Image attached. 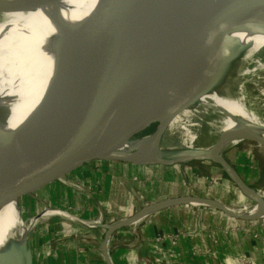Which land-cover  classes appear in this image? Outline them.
Instances as JSON below:
<instances>
[{
  "label": "water",
  "instance_id": "95a60500",
  "mask_svg": "<svg viewBox=\"0 0 264 264\" xmlns=\"http://www.w3.org/2000/svg\"><path fill=\"white\" fill-rule=\"evenodd\" d=\"M52 3L0 0V12ZM262 7L264 0H99L69 42V35L50 36L43 54L57 47L59 58L36 122L22 138L0 140V206L14 200L18 217L25 221L19 211L20 196L35 192L54 198L74 188L93 167L194 160L218 164L244 196L262 204L257 190L243 183L223 157L225 147L218 153L186 147L168 157L159 147L167 124L177 114L195 105L203 94H220L216 82L224 55L239 42L226 35ZM256 29L264 33V26ZM144 137L149 139L147 153H157L158 158L139 161L135 151L118 152L127 141ZM243 140L264 145L257 136ZM185 197L230 213L209 198L185 195L168 200L190 203L182 201ZM121 225L126 224L103 225L105 236ZM14 237L0 247L5 264L16 262L9 254ZM24 248L25 264H32L31 252L25 244Z\"/></svg>",
  "mask_w": 264,
  "mask_h": 264
},
{
  "label": "rangeland",
  "instance_id": "374dc122",
  "mask_svg": "<svg viewBox=\"0 0 264 264\" xmlns=\"http://www.w3.org/2000/svg\"><path fill=\"white\" fill-rule=\"evenodd\" d=\"M228 53L224 55V59L227 61L223 60L221 64L222 73L216 82L218 88H220L218 91L224 97L239 98L245 109L252 113L259 122L264 123V68L256 67V62L254 60L246 63L241 61L239 59L241 53L235 60L233 59L237 53L231 57H228ZM254 58L264 61V47L257 51ZM220 116L221 114H219L210 104H207V107L201 112L199 124L195 128L194 133L196 136L195 141L192 143L193 147H206L210 145L214 138V132L219 125L218 120ZM182 136V131L178 127L164 131L159 140L160 153L162 156L168 157L174 153H178L181 149L186 148V143L183 141ZM222 155L238 178L246 185H249L255 182L259 165L264 164V145L256 142L254 143L253 141H237L232 145L226 146L222 151ZM148 166L151 168H161L164 166L165 171L164 173L151 171L142 174L141 181L143 184L152 185V183H155L156 185L163 184L165 186L168 185L166 184L167 182H165L167 177H171L170 179L175 181L174 185L176 184L174 187H185L187 188H184V190L187 191L186 195L209 198L216 204L228 208L230 213L227 214L224 212V214L232 218L229 225L214 227L203 224L202 227V225L199 224L195 229L181 227L175 231L160 233L159 237L156 239L157 243L161 241L167 242L166 247L163 250L162 248L160 249L161 252L165 253L159 260L161 264H170L176 259V257L172 255L175 253L174 246L181 233L189 234L191 231H198V228H204L205 230L203 233L207 236L212 232L210 240L215 244L221 239L220 234H222V236L229 235L233 238H236L238 235L243 237L245 242L244 247H239V249H241L239 251L231 249L227 252V255H224L222 253L218 254L215 250V263L217 261L219 264H264V217L263 215H257L254 218L253 216L245 218L240 215L242 217L240 218L234 215V213H238L240 209L248 208L256 204L238 190L218 164L212 163L208 160H194L180 162L173 165ZM191 167L195 168L196 172L193 173V171L190 170ZM133 177L134 180L132 183L136 184L139 180L136 178V174ZM118 181H120V190L121 186L123 188V184L125 185L124 189L127 191L124 192V194H126L125 200H123V195L121 193L120 198L117 196L118 201L115 200L110 204V201L107 202V204H109L108 207H110L106 208L107 211L103 209L101 202H99L101 201V194L95 190V185L85 184L86 188L82 184L80 185L81 187L76 186L79 194V205H76L77 213H74L75 210L71 206V202H73L74 199L68 196V190L70 188L65 191V194L60 193V195L55 196L54 198L48 197L45 194L38 196V193L35 192L20 196L18 200L19 211L21 217L27 221V224L31 223L29 220L32 218H37V214L39 215L40 212L43 213L42 215L46 214L48 211H54L61 214L64 213L61 216L48 215L42 218L38 217L39 219H37L29 229L25 241L27 248L32 255V264L33 262L34 264L36 263L37 245L43 243V240H45L44 247L46 246V249L48 248L50 256H52L53 248L58 242L68 245L70 242L69 239L74 238L75 232L70 228H74V222H77V224L82 227H87L92 224L90 223L92 220L88 219L89 217L94 216L96 218L98 216L99 220V215H101V218L104 216L105 218L107 217L106 219H108V217H110V219L114 218L112 220V222H114V220L118 221L126 219L133 215L136 210H134L135 208L128 209V205L132 206L133 204L132 200H129V197L137 193V187L130 185V183L126 186L128 182H125L127 180L123 177H120ZM180 184H183L184 187ZM252 188L264 193V177L257 183L256 187ZM164 189L162 190V193L166 192ZM79 191L82 193L80 194ZM138 200L140 201V199L137 198L136 202H138ZM89 201L95 203L94 208H92ZM103 201L104 200H102V202ZM5 206L6 204L0 209V211L4 210ZM206 206L214 210L216 209L223 214V211L214 206ZM144 210L145 206L136 212L135 215L140 213L138 220L150 213ZM106 213H109V215H106ZM7 215L8 213L6 216ZM70 224L73 225L70 226ZM59 226H61V228ZM82 227L79 226L80 230L76 233L84 236L86 231ZM214 232H217L216 235ZM0 234H2V231H0ZM151 241L153 247L151 248V244H149V248H154L156 250L157 243L153 241V239ZM153 242H155V244ZM3 243L4 240L0 237V247ZM236 243L238 242L236 241ZM147 251H149L148 248ZM0 264H2L1 260Z\"/></svg>",
  "mask_w": 264,
  "mask_h": 264
},
{
  "label": "bare ground",
  "instance_id": "6f19581e",
  "mask_svg": "<svg viewBox=\"0 0 264 264\" xmlns=\"http://www.w3.org/2000/svg\"><path fill=\"white\" fill-rule=\"evenodd\" d=\"M47 1L53 3L28 11L0 12V140L12 137L22 138L32 129L40 103L49 89L47 82L59 58V54L55 56L57 47L45 56L43 48H47L50 36L69 35L67 41L69 42L73 32L91 14L99 0ZM60 5H62L61 8H57ZM257 26H264V7L254 11L246 17L244 23L228 31L227 38L239 41L229 51L228 57L240 52L241 61L246 63L254 60L256 67L264 68V61L254 58L255 53L264 47V33L257 30ZM54 58H56L55 61ZM218 90L220 88L217 87ZM220 94L212 91L203 94L195 105L177 114L167 124L165 131L178 127L182 131L185 146L193 147L192 143L196 136L194 132L199 124V117L207 104H210L219 114L222 113V116L218 120L219 125L214 132L213 140L205 148L207 151L218 153L228 145L243 141V138L257 136L264 139V123L259 122L252 113L248 112L239 98L224 97ZM148 142L147 137L127 141L118 152L135 151L139 161L158 158L157 153L155 155L147 153ZM257 193L264 200V193L258 190ZM248 194L255 195L251 191H248ZM182 201H190L192 204L198 202L186 197L182 198ZM172 203V200H164L145 206L144 211L152 212ZM5 204L4 210L0 211V231H2L0 237L5 241L8 237L15 236L9 254L14 257L16 261L14 264H25V248L22 249V246L25 244L26 247V235L39 218L34 217L29 220L31 223L27 224V221L18 217L19 212L14 200L8 199L0 206V209ZM255 204L240 209L234 214L245 218L250 216L254 218L257 215L264 217V201L262 204ZM63 214L48 211L39 217ZM139 217L140 213L129 219L118 220L115 224L135 223ZM1 262L5 264L4 261L1 260Z\"/></svg>",
  "mask_w": 264,
  "mask_h": 264
},
{
  "label": "crops",
  "instance_id": "0c3cea01",
  "mask_svg": "<svg viewBox=\"0 0 264 264\" xmlns=\"http://www.w3.org/2000/svg\"><path fill=\"white\" fill-rule=\"evenodd\" d=\"M190 170L193 171V173L196 172L195 168L191 167ZM151 171L164 173L165 167L151 168L148 165H130L117 162L109 163L86 170L80 180L77 181L76 186L82 184L86 188L85 184L95 185V190L101 194V201L99 202H101V206L105 211H107L106 208H110L108 207L110 203L115 200L118 201L117 196L120 198L121 193L123 195V200H125L126 194H124V192L127 191L124 189V184L123 188L121 186L120 190V181H118L120 177L127 180L125 181L128 182L126 186L130 183V185L137 187V193L129 197V200H132L133 204L132 206L128 205V209L135 208L134 210L138 211L142 206L185 196L187 194L183 184L180 185L184 188H181L179 185L180 188H177V186L174 187L176 184L174 185L175 181L170 179L171 177H167L165 182H167L166 184L168 185L165 186L163 184L156 185L155 183H152V185L143 184L141 181L142 174ZM135 174L139 181L133 184L132 181L134 180L133 176H135ZM76 186L68 190V196L74 199V201L71 202V206L75 210L74 213H77L76 205H79V194ZM163 189L166 190V192L162 193ZM65 193L66 192L63 194ZM79 193L81 194L82 192L79 191ZM137 198L140 199V201L138 200V202H136ZM102 200H104V203ZM108 201H110L109 204H107ZM89 203L92 208H94L95 203L91 201H89ZM201 206H203V204H167L153 210L135 223L113 228L107 237L105 236L106 229L103 227L102 223L115 225L117 221L114 220V222H112L114 218L110 219V217H108V219H106L107 217L105 218L104 216L101 218V215H99L100 217L98 220V216L96 218L94 216L89 217L88 219L92 220V222H90L92 224L87 227H82L78 225L77 222H74V225L70 224V226L73 225L74 227H70L71 230L75 232L74 238L69 239L70 242L68 245L58 242L53 248L52 256L49 255L48 248L46 249V246L44 247L45 240H43V243L37 245L35 264H161L159 260L165 253L161 252L160 249L162 248L163 250L167 242L161 241L157 243L156 239L159 237L160 233H168L181 227L195 229L199 224L202 225V227L203 224L216 227L229 225L231 223L232 218L226 216L224 212L222 214L216 209L208 208L206 205L203 207ZM106 215H109V213H106ZM61 226L59 227L61 228ZM79 226L86 231L84 236L76 233L80 230ZM204 230V228H198V231H191V234L181 233L174 246L175 253L172 255L175 256L176 259L170 264H219L217 261L216 263L214 261L216 254L215 250L218 254L222 253L227 255V252L231 249L239 251L241 250L239 247H244L245 242L241 235L233 238L229 235L222 236V234H220L221 239L215 244L210 240L212 232L209 231V236H207L203 233ZM214 233L216 235L217 232ZM152 239L157 243L156 250L154 248H149V244H151V248L153 247ZM236 241L238 243H236ZM155 242L153 243L155 244ZM102 245L105 254L103 253ZM147 248L149 251H147Z\"/></svg>",
  "mask_w": 264,
  "mask_h": 264
},
{
  "label": "trees",
  "instance_id": "16d2710c",
  "mask_svg": "<svg viewBox=\"0 0 264 264\" xmlns=\"http://www.w3.org/2000/svg\"><path fill=\"white\" fill-rule=\"evenodd\" d=\"M254 183L249 184L250 187H256L257 183L264 177V164L259 165Z\"/></svg>",
  "mask_w": 264,
  "mask_h": 264
},
{
  "label": "built area",
  "instance_id": "2783aa9c",
  "mask_svg": "<svg viewBox=\"0 0 264 264\" xmlns=\"http://www.w3.org/2000/svg\"><path fill=\"white\" fill-rule=\"evenodd\" d=\"M103 225H105V224H103Z\"/></svg>",
  "mask_w": 264,
  "mask_h": 264
}]
</instances>
